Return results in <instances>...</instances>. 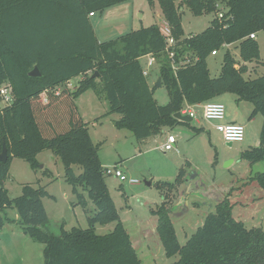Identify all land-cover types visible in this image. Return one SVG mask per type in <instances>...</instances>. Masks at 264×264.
<instances>
[{
  "label": "trees",
  "instance_id": "1",
  "mask_svg": "<svg viewBox=\"0 0 264 264\" xmlns=\"http://www.w3.org/2000/svg\"><path fill=\"white\" fill-rule=\"evenodd\" d=\"M129 1L0 0V89L9 86L14 98L12 105L0 107V154L4 143L8 151V160L0 162V230L17 223L25 236L44 246V264H143L111 200L99 147L76 105L88 91L106 101L108 115L120 116L116 126L139 142L161 135L165 128L188 124L174 118L185 106L233 94L238 102L253 105L250 119L263 117L260 146L243 152L240 159L264 162V75L245 78L250 74L248 64L260 61L259 43L250 36L264 32V0H179L178 5L177 0H159L176 41L171 49L174 60L157 26L99 42L90 17ZM185 8L196 17L213 12L217 17L204 32L184 39ZM231 46L239 51L242 64L226 50L220 75L211 77L209 58ZM148 56L156 59L168 91L165 106L154 97L150 74L144 76L140 60ZM35 67L41 77L29 76ZM77 78L76 88H67ZM47 149L63 164L65 180L73 188V206L85 210L89 202L95 206L88 229L47 231L44 187L25 186L20 197L9 199L4 183L12 160L23 159L37 169L36 157ZM185 178L181 169L175 182L159 184L166 201L152 212L165 256L179 258L172 264H264V228L248 229L237 221L228 198L185 245L180 244L170 214ZM254 180L264 191V172ZM9 211L15 212L13 218ZM112 223L116 224L112 233L96 234V225Z\"/></svg>",
  "mask_w": 264,
  "mask_h": 264
},
{
  "label": "rangeland",
  "instance_id": "2",
  "mask_svg": "<svg viewBox=\"0 0 264 264\" xmlns=\"http://www.w3.org/2000/svg\"><path fill=\"white\" fill-rule=\"evenodd\" d=\"M222 8L221 11L226 12V8ZM182 11L184 39L204 32L217 17L216 12L196 17L186 8ZM90 20L99 42L117 40L141 29L162 28L167 24L159 0H131L103 14L97 13ZM257 41L260 61L248 64L250 77L245 76L248 79L264 75V32L258 33ZM226 50L242 64L234 46L224 48L218 56L208 60L211 77L220 75ZM148 60L147 57L140 60L143 69H147ZM158 78L157 64L150 69L148 81L158 104L165 106L169 103V94L166 88L155 86ZM79 81L77 78L71 82L70 90H74ZM218 101L225 104L227 115L236 113L243 118L239 121L246 127L243 143L228 146L215 129L217 123L203 119L201 108L196 110L197 115L189 125L165 128L161 135L139 142L130 131L115 125L120 116L108 115L109 104L99 100L93 91L76 100L90 137L99 147L103 167L117 166L128 179L122 182L115 176H106V184L120 221L143 264H172L179 259L165 256L157 234V217L152 212L166 201V192L159 189V184L175 182L181 169L186 173L185 183L173 200L170 214L181 245L186 244L206 217L227 198L233 205V216L237 221L243 222L248 229L264 228V191L254 180L257 174L264 172V162L250 164L240 159L243 152L260 146L263 117L257 115L250 119L253 105L238 102L233 94L220 96ZM5 106L0 100V107ZM169 134L176 137L177 144L173 151L165 152L162 148ZM36 161L39 166L33 169L23 159L12 160L4 183L9 199L20 197L25 186L44 187L48 193L43 199L49 218L47 231L59 234L61 227L67 231L88 229V217L95 212V206L90 202L86 210L73 206V188L65 180L60 158L47 149L36 157ZM130 180L139 183L132 185ZM148 182L150 186L146 184ZM8 215L13 218L15 212L9 211ZM115 225H96L95 232L101 236L110 234ZM43 250L44 246L25 236L17 223L7 224L0 230V264H44Z\"/></svg>",
  "mask_w": 264,
  "mask_h": 264
},
{
  "label": "built area",
  "instance_id": "3",
  "mask_svg": "<svg viewBox=\"0 0 264 264\" xmlns=\"http://www.w3.org/2000/svg\"><path fill=\"white\" fill-rule=\"evenodd\" d=\"M93 14H91L92 16ZM219 18L222 19L224 17V14L221 12L219 13ZM162 34L166 37L167 40V51L169 53V58L171 60H174L175 53L171 51L172 48L176 46V41L174 40L172 36L171 29L168 24L166 26L160 28ZM251 39L255 40L257 39V36L255 34H252L250 36ZM217 55L216 52L213 53V56ZM149 60L147 62V69H144V76H148L150 74V69L155 67L157 65V61L154 57L148 56ZM174 70H177V66L173 65ZM68 88H72V84L69 83ZM58 94V93H57ZM0 99L1 101L6 105L10 106L12 105L14 98L12 95V89L5 85L0 89ZM198 108L202 109V117L206 121H213L216 122L215 129L222 135L223 140L227 144H235V143H243L246 138V127L243 124L239 123H231L226 121V106L221 103L217 102H208L203 105H199L196 107L192 106H185L182 111L179 113L183 116H189L192 119H195L197 113L196 110ZM177 144V139L174 135L169 134L167 136L166 142L163 146V150L165 152H170L175 149V146ZM105 175L106 176H115L116 178L120 179L122 182L128 181L125 174L121 169H118L117 166H114L113 168H105ZM130 184L135 185L138 184V180H130Z\"/></svg>",
  "mask_w": 264,
  "mask_h": 264
},
{
  "label": "water",
  "instance_id": "4",
  "mask_svg": "<svg viewBox=\"0 0 264 264\" xmlns=\"http://www.w3.org/2000/svg\"><path fill=\"white\" fill-rule=\"evenodd\" d=\"M29 76L32 77V78H38V77H41V73L39 71V69L37 67H35L30 73H29ZM95 77V76H94ZM156 87H159V88H162L163 87V83H162V78L159 77L156 84H155ZM174 118L180 122H183V123H191L192 122V118L189 117V116H183L181 115L180 113H176L174 115ZM228 146H232L231 144H228ZM8 160V151H7V148H6V145L5 143L3 144V150H2V153L0 154V162H3L5 163L6 161ZM41 168H43V166H41ZM148 186H150V183H146ZM187 201V199H186Z\"/></svg>",
  "mask_w": 264,
  "mask_h": 264
},
{
  "label": "crops",
  "instance_id": "5",
  "mask_svg": "<svg viewBox=\"0 0 264 264\" xmlns=\"http://www.w3.org/2000/svg\"><path fill=\"white\" fill-rule=\"evenodd\" d=\"M120 6V5H119ZM117 7V6H116ZM109 10V9H108ZM95 16H93V17H90V19L91 18H94ZM94 28V27H93ZM216 56V55H215ZM80 78H78V80H79ZM73 83V82H72ZM71 83V84H72ZM218 99H219V97L217 98V99H215L214 101L215 102H217V103H221V104H224L223 102H220V101H218ZM225 105V104H224ZM81 114V113H80ZM82 116V115H81ZM242 117H241V115H238V114H236V113H230L229 115H227L226 114V121L227 122H231V123H239V124H243V123H240L239 121L240 120H242L241 119ZM250 118V117H249ZM115 125H116V123H115Z\"/></svg>",
  "mask_w": 264,
  "mask_h": 264
}]
</instances>
